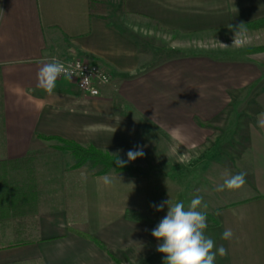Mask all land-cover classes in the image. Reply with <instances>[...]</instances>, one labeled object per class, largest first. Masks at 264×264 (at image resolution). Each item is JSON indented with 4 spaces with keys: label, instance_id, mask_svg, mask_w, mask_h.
Here are the masks:
<instances>
[{
    "label": "crops",
    "instance_id": "1",
    "mask_svg": "<svg viewBox=\"0 0 264 264\" xmlns=\"http://www.w3.org/2000/svg\"><path fill=\"white\" fill-rule=\"evenodd\" d=\"M261 19L264 0H0V183L11 162L46 154L59 143L41 135L93 146L124 160L137 146L153 153L152 141L158 143L159 137L164 145L175 142L185 149L181 152L198 147L203 153L202 137L215 128L219 101L194 96V114H188L186 84L217 93V84H234L235 73L240 80L247 75V84H264V53L251 55L240 70H233L201 47L187 58L191 45L185 41L230 36ZM53 57L100 63L112 81L100 96L91 97L75 79L59 77L49 94L38 86L37 72ZM226 72L230 78L225 82ZM256 100L257 112L249 115L242 147L250 154L246 184L257 186V192L220 207L217 225H207L204 234L214 241L213 251L221 245L227 249L223 257L217 252L214 264H264V128L258 123L264 93ZM211 147L212 153L218 146ZM44 157L55 160L37 162L51 169L48 199L61 205L52 209L54 202L47 204L32 237L22 232L15 242L13 233L1 234L0 264H105L96 246L74 230H92L113 248L133 244L135 227L122 222V215L138 201L132 186L136 179L96 176L90 164L73 170L77 159L70 151ZM143 157L128 164L136 167L133 163ZM212 160L203 169L207 175L218 169ZM107 211L118 217L111 221ZM226 228L234 233L231 240L221 239ZM26 238L27 244L19 243Z\"/></svg>",
    "mask_w": 264,
    "mask_h": 264
},
{
    "label": "rangeland",
    "instance_id": "2",
    "mask_svg": "<svg viewBox=\"0 0 264 264\" xmlns=\"http://www.w3.org/2000/svg\"><path fill=\"white\" fill-rule=\"evenodd\" d=\"M248 25H245L240 33H234L230 36L222 34L206 42L205 40H189L187 38L185 41L186 46L191 45L189 46L191 48L187 49L186 52L187 58L194 56V50L197 52V48L201 47L203 52L211 50V53L216 55L215 58L219 65L231 64L233 70H240V64L247 62L252 57L251 55L264 53V51H259L260 48L264 47V27L249 28ZM159 42H161V44L158 43L159 47L164 52L167 49L164 46V41L159 40ZM183 53L185 54V52ZM233 76L234 80H231L234 84H217V93H215V89L204 90V86L199 90L198 85L201 84H186V97L191 102V104L186 105L188 114H194L192 102L194 96H216L219 101L216 111L217 120L212 122L215 128L207 130V137H202V141L205 140L202 147L203 149L207 148L203 153L199 152L198 147L197 150L191 149V151L181 152L185 149L179 148L175 142L171 143L170 146L164 145L159 137L158 143L156 138L152 141L154 152L144 154L143 159L133 163L136 167H131L127 163L130 167L128 172L116 174L111 171L107 175H98L104 167L101 165L102 168L97 171V168L94 169L95 166H93L92 161L77 168L76 163L71 168L78 170L86 165H92L96 176H119L124 179L134 178L133 180H137V184H132V186L137 189L135 190L137 191L138 201L133 202L131 208L126 209L122 215V222H127L135 227L136 232L134 233H136V236L133 240L131 239L132 245L128 242V245L121 248H113L112 244L102 241L92 230L90 232L73 231L76 235L96 246L99 252L104 255L105 264H164L165 255L156 250L157 245L163 243V241H158L151 234V231L167 214V204L161 211H157L154 207L162 201L169 200L170 205L183 202L187 210L191 200L196 196H200L203 198V203L197 210L206 211L207 225L212 226L218 223L217 213L220 207L243 200L257 192V186H249L246 183L239 190L216 191L217 185L223 183V174L226 170L230 175L240 172H246L247 175L249 173L248 156L250 154L243 151L242 145L245 143L243 137H245V128H247L251 118L249 115L253 116L257 112L256 98L264 93V84H247V81L248 83L251 81L250 78L249 80L245 79L248 77L247 75H244L242 80L239 78L240 74L235 73ZM229 78L230 76L226 72L223 80L226 82ZM196 92H199V94L197 95ZM154 111L155 116L160 117V114H158L160 112ZM214 143L218 147L215 150L212 149L214 152L211 153L209 147L211 144L213 147ZM60 148H62V144L57 143L46 154H31L27 156L25 161L11 163L6 166L7 168H4L5 170L3 169L9 190H12L17 198L21 191H27L29 193L28 198L32 201L22 205L23 202L20 203L18 200V203L11 206L12 211L9 212V219L0 220V235H5L7 232L13 233L12 241L15 240V242L17 241L15 235L19 236L22 232H25L28 235L27 237H32L36 232L35 223L39 220L40 213L47 211V204L54 202L52 209L61 205V202L57 199H53L54 201L48 199L51 193L50 187H53L49 181V171L51 169L38 166L39 162H43L42 164L47 161L51 162L52 158L47 159L44 155L50 157L51 154L62 151ZM209 159H213L212 166L215 164L218 169L207 175V170L204 172L203 169L210 166ZM41 174L43 177L36 179V176ZM205 174L207 178L204 177ZM247 175L245 179H248ZM38 181L39 184H37ZM128 192L129 189H127ZM204 203L207 204L206 210L203 208ZM107 212L110 213L108 219L111 221L115 219L114 217H118L117 214H114V211ZM92 238L101 242L104 247L98 246Z\"/></svg>",
    "mask_w": 264,
    "mask_h": 264
},
{
    "label": "clouds",
    "instance_id": "3",
    "mask_svg": "<svg viewBox=\"0 0 264 264\" xmlns=\"http://www.w3.org/2000/svg\"><path fill=\"white\" fill-rule=\"evenodd\" d=\"M65 75L71 78L73 75L65 65L55 57L51 62H44L37 72V84L47 93L51 94L56 86L57 79ZM259 126L264 128V113L258 118ZM144 151L140 146L135 150L127 152V160L117 159L115 163L120 166H126L128 162L144 156ZM223 183L217 185L216 191L239 190L246 183V172H240L230 175L226 170L224 172ZM104 182L108 183L107 177ZM203 198L196 196L191 200L188 209H185L183 202H177L170 205V201H162L156 207L157 211L163 210L165 204L168 206L167 214L159 224L151 231L153 237L163 243L157 245V251L165 255L164 264H214L217 252L223 257L227 255V249L221 245L217 251H213L215 243L211 238L205 236L204 231L207 228L206 211L201 212L197 209L201 207ZM207 209V204H203ZM234 233L231 228H226L221 239L231 240Z\"/></svg>",
    "mask_w": 264,
    "mask_h": 264
},
{
    "label": "trees",
    "instance_id": "4",
    "mask_svg": "<svg viewBox=\"0 0 264 264\" xmlns=\"http://www.w3.org/2000/svg\"><path fill=\"white\" fill-rule=\"evenodd\" d=\"M93 8L96 9L100 6L96 3H92L91 5ZM249 28H258V27H264V19L258 20L256 22H253L248 25ZM259 51H264V47L260 48ZM42 139L46 141L56 140L59 141V143L62 144V148L60 150L62 151H70L74 157L77 159V167L83 166L85 163L92 161L93 166L96 165H103L104 169L101 173H98V175H107L111 173V171H114V173H122V172H128L130 171L129 165L126 164V166L120 167L118 166L115 161L119 158L114 155H111L108 152L99 150L93 146H83L75 142L67 141L62 138H56V137H47V136H40ZM121 159V158H119ZM12 163V162H11ZM5 170V169H4ZM3 190V192H2ZM8 191V192H7ZM1 192L5 194L3 197V201L0 200V208L2 209V217H0V220L2 219H9L10 216L9 212L11 210V206H14L16 203H18V200L23 202L22 205L29 201H32L30 198H28L29 193L27 191H21L19 197L17 198L16 194L12 193V190H9L7 182H6V175L3 174V184L0 183V194ZM8 193V194H7ZM2 206V207H1ZM17 207V206H16ZM0 209V211H1ZM129 216V214H128ZM130 217V216H129ZM36 231L38 230V222L35 223ZM91 239V238H90ZM93 241L100 247H104L101 242L98 240L92 238ZM20 244H27L28 241H20Z\"/></svg>",
    "mask_w": 264,
    "mask_h": 264
},
{
    "label": "built area",
    "instance_id": "5",
    "mask_svg": "<svg viewBox=\"0 0 264 264\" xmlns=\"http://www.w3.org/2000/svg\"><path fill=\"white\" fill-rule=\"evenodd\" d=\"M55 58L69 69L73 74L71 79L77 81L80 90L85 95L91 97L100 96L102 88L108 86L112 81L111 74L100 63L89 62L83 58ZM60 77L69 78L65 75H61Z\"/></svg>",
    "mask_w": 264,
    "mask_h": 264
}]
</instances>
